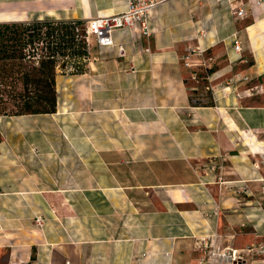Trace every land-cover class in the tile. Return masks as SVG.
I'll return each mask as SVG.
<instances>
[{
	"label": "crops",
	"instance_id": "crops-1",
	"mask_svg": "<svg viewBox=\"0 0 264 264\" xmlns=\"http://www.w3.org/2000/svg\"><path fill=\"white\" fill-rule=\"evenodd\" d=\"M151 1L148 37L115 31L111 48L90 47L91 40L84 71L68 74L71 81L80 80L81 99L87 103L80 143L73 142L76 122L68 108L54 114L0 113L1 198L60 195L40 183L55 181L58 118L64 116L65 166H72L74 154L82 166L95 159L98 163L92 165L101 162L108 173L91 175L97 183L92 191L107 197L118 189H132L130 217L118 224V230L124 233L127 228L128 234L80 242L50 235L10 241L0 245V264H228L220 263V257L233 252L240 264H264L258 222L262 208L248 204L243 173L264 142V106L254 104L264 97V0ZM126 4L0 0V23L85 22L121 13ZM237 9H244L245 15L236 17ZM234 38L240 52L233 49ZM196 99L200 102L194 103ZM92 101L98 103L96 111L91 110ZM205 101L209 104H202ZM105 107L113 120L128 119L123 146L121 123L105 126ZM105 134H112V141H106ZM122 149L132 159L129 186L118 183L115 168ZM184 163L195 169L175 184L162 172ZM209 164L222 172H206L202 167ZM192 185L199 201L186 212L180 209L182 201L172 197H189L190 190L180 188ZM250 213H257L256 220ZM170 214H176V222L170 221ZM249 226L254 229L248 231Z\"/></svg>",
	"mask_w": 264,
	"mask_h": 264
},
{
	"label": "rangeland",
	"instance_id": "rangeland-1",
	"mask_svg": "<svg viewBox=\"0 0 264 264\" xmlns=\"http://www.w3.org/2000/svg\"><path fill=\"white\" fill-rule=\"evenodd\" d=\"M45 29L41 31V37L32 43H26L22 51L24 60L20 61H4L0 62L1 72H5L7 76L4 79H0L7 86L6 88L0 87V110L10 111L9 114L13 115L16 109L13 104L16 103L8 95V91L21 92L22 91V73L31 72L33 67H37V58L32 59V49L39 55H47L48 48L52 47L49 45L50 41L53 42V38L44 37L43 33ZM24 42L27 41L26 35H31L29 32H25ZM94 42L90 44L94 46ZM97 46V45H96ZM37 49V50H36ZM42 50V52H41ZM73 71L69 66L65 72H61L59 69L56 70L55 75V90H56V111L59 110L60 113H65L68 108L69 111H73L72 120L76 122V126L73 128V142L80 143L81 133H80V123L82 112L86 111L87 103L82 102L80 80L73 79L68 76ZM35 78V77H31ZM66 80H68L66 82ZM13 87V88H11ZM3 103V104H2ZM91 110H97V102L89 103ZM104 105L108 103H103ZM202 104H209V102H202ZM254 104L259 106H264V97L257 100ZM114 108V107H113ZM120 108L121 111L123 107ZM115 108V109H117ZM126 108H128V103ZM105 107V115L103 117L105 126L110 128L112 121L116 123H121L122 132L125 130V126L128 123V119H112V117L107 112ZM96 113L91 116L94 122L91 129L95 130L97 128L96 123ZM58 128H57V168H56V178L54 182L45 183L41 182L40 186L43 189H55L60 191V195L50 196L49 199L43 197H21V198H1L0 197V245H6L8 242H26L31 241L35 237H43L44 235H50L55 240H60L63 238L70 239L74 242H80L88 238L96 239L100 238H112L114 235L124 237L127 235V228H125L124 233L118 230V224L120 222H127L130 217L129 213L132 211V189H118L113 196L105 197L102 194H97L92 190L97 189V183L92 181L91 175L98 173H108L104 170V165L99 162L100 166H93L95 159L89 160V166H82L81 161L75 157L72 160V166H65L64 159V143L68 134H66L64 126V116L58 118ZM101 119V118H100ZM124 123L126 125H124ZM93 137L96 136L95 133L92 134ZM120 143H125L128 141V134L120 135ZM247 137L250 139L251 135L248 134ZM106 141H112V134H105ZM261 140L264 141V135H262ZM154 145L157 146L155 143ZM81 150H79L80 152ZM112 152V151H110ZM116 152V151H115ZM257 154L253 157L251 163H249L246 170L243 171L244 175L247 177V183L244 187L248 189V204L250 206L262 208L264 210V142L260 143L257 150ZM120 155L118 159L115 160L118 172L120 174V181L118 182L121 186L132 185V159H130L129 151L126 149L120 150ZM132 153V151H131ZM112 162V161H110ZM192 164V163H191ZM189 163H184L180 165H169L166 167V172L168 173L169 179L173 184L175 181L181 179L182 176L191 174L195 165ZM222 166V165H221ZM194 167V168H193ZM208 173H215L217 168L219 172H222L221 167L215 166L214 164H209L202 167ZM138 169V167H137ZM198 170V168H197ZM131 172V174H130ZM142 173V171H137ZM158 172V171H157ZM89 179V180H87ZM108 183V182H106ZM112 185V182H110ZM101 185L105 184L100 182ZM32 183H26L25 187L32 188ZM233 187V186H232ZM235 187V186H234ZM170 189L175 190V187H170ZM169 189V190H170ZM189 197H172V201L179 199L182 201L180 209H184L186 212L193 210L195 206L198 205L199 199L195 191V186H189ZM87 194L88 196L82 197L81 194ZM171 195V194H170ZM210 200V199H209ZM170 205L171 197H170ZM259 210L258 222L262 223L260 232L262 233L261 240H264V211ZM49 211V212H46ZM188 215L190 213H186ZM176 214H170V221L176 222ZM250 219L256 220L257 213H250ZM37 217H41L44 221V226L42 228L37 227L35 220ZM193 217V216H192ZM108 223V226H105ZM251 225V224H250ZM254 226H249L248 231L253 230ZM119 233V235H118ZM121 233V234H120ZM192 244L195 239H190ZM260 253L264 254V245L260 248Z\"/></svg>",
	"mask_w": 264,
	"mask_h": 264
},
{
	"label": "trees",
	"instance_id": "trees-1",
	"mask_svg": "<svg viewBox=\"0 0 264 264\" xmlns=\"http://www.w3.org/2000/svg\"><path fill=\"white\" fill-rule=\"evenodd\" d=\"M82 23L54 20L0 23V62L24 60L22 53L24 46L26 43L34 44L35 39L38 40L41 37V31L44 29V37L54 39L49 43L52 47L48 48L47 55H39L34 52L35 49H32L30 58H37V67H33L31 72L22 73V91L18 93L8 91V95L16 102L13 104L16 109L13 115L54 114L56 112V70L65 72L70 66L73 69L70 74H81L89 58L83 32L75 31V28L81 27ZM25 32L31 34L26 35V42L23 37ZM1 70L0 79H4L7 75ZM6 86L0 80V87L5 89ZM3 112L9 113L10 111L0 110V113Z\"/></svg>",
	"mask_w": 264,
	"mask_h": 264
},
{
	"label": "built area",
	"instance_id": "built-area-1",
	"mask_svg": "<svg viewBox=\"0 0 264 264\" xmlns=\"http://www.w3.org/2000/svg\"><path fill=\"white\" fill-rule=\"evenodd\" d=\"M153 6L151 0H127L125 11L106 17H96L82 23L81 27H76L75 31L83 32V38L89 46L93 40L98 47L111 48L114 46L112 34L119 30H131L139 33L141 36L148 37L151 33L149 28L150 10ZM235 16L241 18L245 15L244 9H237ZM233 49L236 52L241 51L240 43L236 38L233 40ZM122 51V48H118ZM200 102V99L194 100V103ZM37 227L42 228L44 221L41 217L35 220ZM220 263L240 264V259L236 257L235 252L232 254H222ZM65 264H70L66 261Z\"/></svg>",
	"mask_w": 264,
	"mask_h": 264
}]
</instances>
